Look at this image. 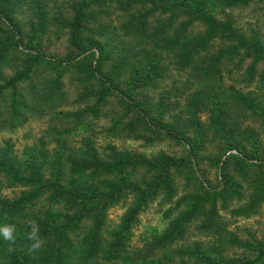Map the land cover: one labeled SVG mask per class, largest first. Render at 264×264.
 I'll return each mask as SVG.
<instances>
[{
    "label": "trees",
    "instance_id": "obj_1",
    "mask_svg": "<svg viewBox=\"0 0 264 264\" xmlns=\"http://www.w3.org/2000/svg\"><path fill=\"white\" fill-rule=\"evenodd\" d=\"M49 1L0 0V128L48 117L21 153L12 139L0 143V224L14 225L16 237L0 240V264H264V243L239 237L221 213L245 199L232 212L249 217L264 203L261 142L243 118L264 124V34L241 30L229 12L251 3L264 12V0H72L66 13L51 12ZM24 7L30 20L21 31L15 15ZM114 12L119 23L105 24ZM53 27L68 34L65 57L43 50ZM169 70L185 74L183 104L170 91L157 100L141 95ZM69 72L79 89L72 104ZM111 100L118 106L109 108ZM104 115L108 135L170 140L184 155L100 148ZM82 128L87 134L76 139ZM211 145L221 152L218 185L197 175ZM176 177L192 185L175 201L177 213L168 211V226L131 249L139 214L161 194L172 200ZM128 197L120 222L107 229L108 209ZM193 222L208 242L184 243ZM32 225L36 249L27 239ZM232 248L245 258L230 256Z\"/></svg>",
    "mask_w": 264,
    "mask_h": 264
},
{
    "label": "rangeland",
    "instance_id": "obj_2",
    "mask_svg": "<svg viewBox=\"0 0 264 264\" xmlns=\"http://www.w3.org/2000/svg\"><path fill=\"white\" fill-rule=\"evenodd\" d=\"M72 0H50L49 7L51 12L61 11L66 13L70 2ZM262 6L257 3H251L247 6L237 7L231 9L229 12L235 18L238 27L246 32L260 31L264 34V12L261 9ZM16 24L19 30H23L28 25L30 20V11L26 7L16 11ZM119 23V14L114 12L110 17L106 16L105 24L113 25ZM104 24V25H105ZM197 28L200 26L196 25ZM44 52L55 56V57H65L69 53L68 45V34L62 29L54 28L48 33L43 46ZM11 70H6L4 74H9ZM71 72L64 75V80L66 82V88L70 92V102L71 104L77 97L76 78L77 75H72ZM76 77L75 79H73ZM185 78L184 72H178L169 70L165 78L160 80L158 86L155 89L143 91L142 96L150 98L151 100H157L161 92L170 91L173 94V98H179L181 104L185 102V99L180 97L182 92V82ZM9 93L4 96L3 102H8ZM77 104L71 105L72 108L76 107ZM118 106L117 102L114 100L109 101V108H114ZM201 117L203 120H207V114L202 113ZM245 119V124L250 125L258 131L260 142H261V157L264 158V124L252 119L249 115L243 116ZM48 117H31L28 121L24 122L21 126L16 129H10L9 127L0 128V143L5 139H12L15 143V149L21 153L25 146L32 144L34 140L39 137L47 127ZM109 125V116H103L98 120V125L96 128L98 145L103 148L108 143H114L118 147L123 149H128L131 151H138L144 153L149 158L158 155L160 152L165 151L170 156L176 158L184 155L183 147L175 144L170 140H158L154 141L151 145H147L143 139H134L131 137H112L106 132L101 131L105 126ZM87 134L86 128L79 130V133L75 135L76 139H80L83 135ZM219 145H211L208 150H205L200 157V170L197 175L212 185H218L220 180V169L216 165V158L219 154ZM245 152L250 151L249 147L244 146ZM230 151L227 152V154ZM231 152L238 153L236 150H231ZM232 168V166H230ZM140 175H143L141 172ZM175 196L173 199H166L163 194L157 196L155 199L151 200L145 209L139 214L137 222L134 224L131 230V240L130 248H140L144 245L155 234L161 233L169 224V217L167 212L170 211V217H173L177 210L174 209L175 201L181 198L187 191H190V186L184 177L175 178ZM244 185L246 198L250 194L247 184L241 181ZM4 194L6 196H12L15 194L13 190H5ZM171 200V201H170ZM132 199L128 197L126 200H122L114 205H112L107 211L106 226L107 229L117 225L122 216L128 209ZM245 203V199L241 201H233L229 203L228 210H222V215L226 218L228 222L229 229L237 234L244 240H249L251 242L264 243V203L261 205L259 212L252 216H240L232 212L237 206ZM198 222H193L190 225L189 232L187 234L185 244H192L195 241L202 240L203 242H208L209 237L200 233L197 229ZM228 254L232 257L244 259V253L240 249L232 248L228 250ZM253 256V255H249Z\"/></svg>",
    "mask_w": 264,
    "mask_h": 264
},
{
    "label": "clouds",
    "instance_id": "obj_3",
    "mask_svg": "<svg viewBox=\"0 0 264 264\" xmlns=\"http://www.w3.org/2000/svg\"><path fill=\"white\" fill-rule=\"evenodd\" d=\"M15 226L10 224H0V240L13 242L15 240ZM27 239L31 241L33 249L39 248L41 239L38 235V227L32 225L31 231L28 233Z\"/></svg>",
    "mask_w": 264,
    "mask_h": 264
}]
</instances>
